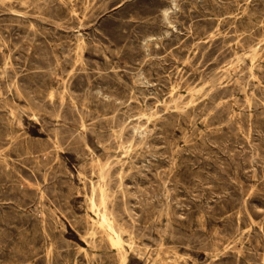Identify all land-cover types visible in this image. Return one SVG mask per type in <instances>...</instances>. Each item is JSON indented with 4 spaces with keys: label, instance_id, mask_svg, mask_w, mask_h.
<instances>
[{
    "label": "rangeland",
    "instance_id": "rangeland-1",
    "mask_svg": "<svg viewBox=\"0 0 264 264\" xmlns=\"http://www.w3.org/2000/svg\"><path fill=\"white\" fill-rule=\"evenodd\" d=\"M263 42L264 0H0V264H264Z\"/></svg>",
    "mask_w": 264,
    "mask_h": 264
},
{
    "label": "bare ground",
    "instance_id": "bare-ground-1",
    "mask_svg": "<svg viewBox=\"0 0 264 264\" xmlns=\"http://www.w3.org/2000/svg\"><path fill=\"white\" fill-rule=\"evenodd\" d=\"M246 10V9H245ZM13 14V13H12ZM239 18V17H237ZM168 20V19H167ZM220 35V34H219ZM261 44V43H260ZM264 44V42H263ZM254 50V49H253ZM239 58V57H238ZM237 60V59H236ZM76 63V62H75ZM4 69V68H3ZM6 70V69H5ZM71 73V72H70ZM227 73V72H226ZM72 75V74H71ZM70 76V75H69ZM183 82V81H182ZM212 82V81H211ZM13 83V82H12ZM209 85V84H208ZM11 87V86H10ZM13 88V87H12ZM194 89V88H193ZM201 91V90H200ZM48 98V97H47ZM185 98V97H184ZM195 102V101H194ZM249 102V101H248ZM194 104V103H192ZM180 106V105H179ZM178 106V107H179ZM29 108V107H28ZM97 111V110H96ZM182 111V110H181ZM137 112V111H136ZM153 112V111H152ZM147 115V114H146ZM250 116V115H249ZM84 118V117H83ZM147 122V121H146ZM150 123V122H149ZM206 124V123H205ZM81 128V127H80ZM146 131V130H145ZM116 132V131H115ZM145 138V137H144ZM113 139V138H112ZM16 141V140H14ZM109 142V141H108ZM145 143V142H144ZM134 146V145H133ZM56 147V146H55ZM110 147V146H109ZM86 149V148H85ZM8 150V149H7ZM104 151V150H103ZM110 151V150H109ZM115 153V152H114ZM120 158V157H119ZM92 160V159H91ZM116 161V160H115ZM96 164V163H95ZM92 166V165H91ZM97 170V169H96ZM123 172V171H122ZM111 180V179H110ZM85 188V187H84ZM99 188V187H98ZM166 188V187H165ZM254 189V188H253ZM117 196V195H116ZM104 195L101 194L100 198H101V203L100 205H96L94 201H91V206H90V209L92 210V212L96 215L97 217V222L99 223V225L102 227V229L100 228V230L107 232L106 235L109 236V238H107L109 241H111V243L113 244V246L115 248H118V250L121 252V237H120V234L114 229L113 227V223L112 221L108 218V216L106 215V212H105V206H104ZM124 197V196H123ZM124 199V198H123ZM115 201V200H113ZM111 211V210H110ZM128 215V214H127ZM89 221V220H87ZM252 221V220H251ZM96 223V222H95ZM124 229V228H123ZM128 232V231H127ZM91 234V233H90ZM89 234V235H90ZM165 235V234H164ZM140 239V238H139ZM107 241V240H106ZM242 243V242H241ZM51 247V246H50ZM128 247V246H127ZM136 247V245H135ZM111 248V247H110ZM83 250V249H82ZM99 250V249H98ZM136 250V249H135ZM240 251V250H239ZM157 253V252H156ZM237 254V253H236ZM119 255V253H118ZM125 255V254H124ZM122 255V263L124 262V259H125V256ZM121 257V255L119 256ZM175 258V257H174ZM121 260V259H120ZM126 261V259H125ZM179 261V260H178ZM263 262V261H262ZM155 263V262H154ZM172 263V262H171ZM177 263V262H175Z\"/></svg>",
    "mask_w": 264,
    "mask_h": 264
}]
</instances>
